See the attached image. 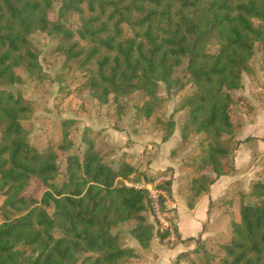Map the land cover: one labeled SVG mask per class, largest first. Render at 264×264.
<instances>
[{"label": "trees", "instance_id": "trees-1", "mask_svg": "<svg viewBox=\"0 0 264 264\" xmlns=\"http://www.w3.org/2000/svg\"><path fill=\"white\" fill-rule=\"evenodd\" d=\"M74 16L79 26L72 30L67 22ZM37 31L56 38L63 68L80 71L83 89L98 105L112 100L119 111L124 96L144 95L137 115L145 120L164 102L157 95L159 82L167 91L183 87L171 76L186 59L185 83L193 90L178 106L186 112L179 146L202 134L181 164L190 171L185 189L192 209L219 177L234 172L231 92L242 87V74H254L256 45L264 77V0H0V264H130L139 254L110 229L133 221L131 237L141 249L150 245L152 225L142 214L147 192L124 183L135 167L122 160L114 169L103 162L96 135L85 127L81 155L66 157L64 179L56 183L59 156L73 147L75 120H64L60 140L39 151L23 125L32 103L6 88L22 83L21 70L42 77L29 39ZM164 126L162 141L174 130L173 121ZM32 178L45 187L39 199L23 195ZM165 185L169 196L170 181ZM234 202L238 216L230 219L221 256L203 251L202 264H264V173L249 184L247 195L237 191L220 205ZM175 235L180 242L176 229Z\"/></svg>", "mask_w": 264, "mask_h": 264}, {"label": "rangeland", "instance_id": "rangeland-1", "mask_svg": "<svg viewBox=\"0 0 264 264\" xmlns=\"http://www.w3.org/2000/svg\"><path fill=\"white\" fill-rule=\"evenodd\" d=\"M53 8L55 15L58 3L54 4ZM67 24L72 30H75L79 26L77 17H72ZM124 29L127 31V34H130L126 27H124ZM29 39L38 51V63L40 65L42 77L40 79H32L21 70L18 71V73L22 78V83L6 88L14 94H21L23 98L32 103V115L28 120L23 122V125L28 131L29 143L39 151L44 150L50 142L60 140L61 123L64 120H75V124L70 128V137L73 142V147L69 152L59 156L58 161L61 172L55 182L60 183L64 179L66 157L69 154L81 155L84 147L81 143L80 136L85 127L91 129L93 135H96V146L99 148L103 162L114 169L117 168L119 162L122 160L126 163L129 162V165L131 164L135 167L136 174L124 180L125 185L132 184L137 185L136 187H140L141 185L151 184L153 188L155 179L160 175L168 176V181L171 182L173 173L172 168H165L154 174H147L148 172L143 169L147 167L151 161L156 164L158 168H164L167 163L173 162V156H175V163L176 161H178V163H183L187 155L193 151L191 148L192 144L194 146L200 137H202V134H193L184 145L179 146L180 135L178 128L186 112L185 110H179L178 106L182 98L193 90L190 84L185 83L187 76L186 59L175 68L171 76L174 81H177V85L183 84V87L178 88V86H174L170 87L167 91L165 84L159 82L157 95L163 98L164 102L154 111L151 118L145 120L137 115L139 106H141L145 100V96L140 92H134L124 96L121 100L122 106L119 111H115V107L111 105L112 100L106 105H98L89 95L88 90L83 89L82 74L80 71L76 68H72L67 72V70L63 68V58L54 51L57 44L55 37L37 31L29 35ZM209 50L210 52H215L216 48L210 47ZM261 64V52L259 46L256 45L251 59L254 74L252 76L242 74L241 76V80L245 79L246 76L248 77L247 83L244 81L246 83V90L248 91V94H246L247 99L243 98L241 95L243 92L241 89L243 87L231 92L234 99L231 111L233 121L235 122V130L240 127V114L244 113L250 115L254 110V106H256L257 102L255 100H259V102L264 104V77L261 72ZM166 121H173L174 130L168 139L162 141V135L165 129L164 124ZM261 133V129L248 131L251 138L246 140V145L243 146L252 153V161H254L256 155L258 156L261 153L262 149L260 143L264 144V142L258 140ZM243 134L244 130L242 128L238 135L243 136ZM135 142L142 144L143 150H138L137 153L132 151L134 149L130 147H132ZM170 152H172L170 155L171 157L169 156ZM126 153L130 155L126 157ZM260 160L262 161L258 162V166L262 167L263 174L264 167L262 163L264 164V157ZM187 172L188 171L181 170V176H176L177 178L174 179L175 186H179L178 196L181 198L177 199L180 208L179 227L182 233L189 234L188 236H194V238L198 239V243H188L186 247L183 246L185 248L182 252L184 256H181L179 259H175V256L171 264H202L204 259L203 251L214 254L217 258L220 257L222 254L220 245L228 242L230 237V219L233 217L237 219L238 216L237 202H234L233 207L220 205L221 200L231 195L219 197L218 200L213 202V205H210L211 211L208 216H212L213 218L205 220L201 232H198L199 224L205 219V217L202 218L201 216L200 208H196L194 216L188 208L186 209L187 211L182 208H185L184 204L185 202L187 204L189 197V193L185 189V180H187L188 177L190 178V174H186ZM142 188L143 187H141V189ZM165 188L166 185H162L165 197L162 198L161 201L165 203L163 207L170 209L173 213L174 228L176 229V210L169 203L170 194L169 196L166 195ZM44 191L45 187L36 179L32 178L23 195L39 199ZM176 192L174 197L176 196ZM247 194L248 192L246 195ZM2 201L3 197L0 195V208L2 206ZM250 201L248 197L245 198L246 203H250ZM142 214L147 222L152 225L153 237L151 240L157 238L159 243L164 245V248L167 247V250H170V252L182 249L179 245L171 249V247L176 244L177 238L173 243H164L163 239L160 238L162 235L156 231L157 225L149 214V208ZM132 225L133 221L130 220L120 222L112 227L110 232L112 234H118L122 244L127 246L131 239L129 230Z\"/></svg>", "mask_w": 264, "mask_h": 264}, {"label": "crops", "instance_id": "crops-1", "mask_svg": "<svg viewBox=\"0 0 264 264\" xmlns=\"http://www.w3.org/2000/svg\"><path fill=\"white\" fill-rule=\"evenodd\" d=\"M244 81L247 83L248 81L247 76L245 77V79H242L243 88L241 89L243 91L241 93L242 97L247 99L246 94H248V91L246 90V83ZM255 101L257 102L256 106H254V110L251 112L250 115H246L244 113L240 114V118H241L240 127L234 132V139L236 141V147L232 153L234 172L230 175H224V176L219 177L210 186L207 193L199 195L192 209H189L187 207L186 202L184 204L185 208L182 207L183 210H186L188 208L191 214H193V216L195 215L196 208H200L201 214H202L201 216L202 218L205 217V219L202 220L203 222L201 224H199L198 232H201V228L203 224L205 223V220H207L208 218L209 219L213 218L212 216H208L211 211L210 205L211 204L213 205V202L218 200L219 197H227L228 195H232L233 193L237 191H241L246 194L248 192L249 184L252 181L261 180L262 178V175H263L262 167L258 166V162L262 161L260 159L264 157V144L260 143L262 150H261L260 155L255 156L254 161H252V153L250 152V150H247L243 147L244 145H246L245 141L251 138V136H249L248 134V131H253L254 129L262 130V133H261L262 137L261 136L258 137V140L260 142H264V104L259 102V100H255ZM242 128L244 130V134L243 136H239L238 135L239 131H241ZM130 148L131 149L133 148L134 150L132 151H135L137 153L138 150H143V145L138 142H135L133 146ZM191 148L193 149V144ZM129 155H130L129 153H126V157ZM169 156H170V153H169ZM172 159H173L172 160L173 162L167 163L164 168H158L157 165L152 163L151 161V163H149L148 166L145 167L143 170L148 172L147 174H154L158 171L164 170L165 168L173 169V173L171 176L172 181L170 182V199L171 200L169 199V203L176 210V214H177L176 231L181 241L178 242L177 240L176 244H174L171 247V249L175 247L176 245H179L182 249L178 251L170 252V250H167V247L164 248V245H161L159 243V240L157 238L150 241V245L147 249H141L138 243L131 237L127 246L134 249L135 252L139 254V257L132 259L130 261V264H171L174 257L178 255L179 253L183 252V250L185 249L183 246L186 247L187 245L186 243H183L182 241L188 237H194V236H188L189 234L182 233L180 230V227H179L180 208L178 206L179 204L177 202L178 201L177 199H181V198L178 196L179 186H175V181H174V179L177 178L176 176H181L180 175L181 170L188 171L186 174H190L189 169L182 168L181 167L182 163H178V161H176L175 163V156H173ZM127 163L129 164V162ZM262 166L264 167L263 163H262ZM187 180H185V182ZM175 192H176V196L174 197Z\"/></svg>", "mask_w": 264, "mask_h": 264}, {"label": "built area", "instance_id": "built-area-1", "mask_svg": "<svg viewBox=\"0 0 264 264\" xmlns=\"http://www.w3.org/2000/svg\"><path fill=\"white\" fill-rule=\"evenodd\" d=\"M168 180V176H158L154 181L153 188L151 184L141 185L140 187L132 184L127 185L135 189H141L143 187L142 189L146 190L149 214L157 225L156 231L163 235L162 239L164 243H173L176 241L173 213L170 209L163 207L165 203L161 201L165 197L162 185L164 186Z\"/></svg>", "mask_w": 264, "mask_h": 264}]
</instances>
